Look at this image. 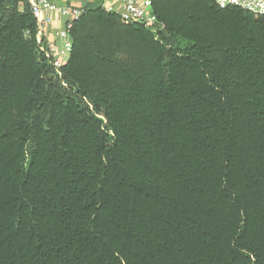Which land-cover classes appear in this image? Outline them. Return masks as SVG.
<instances>
[{
	"label": "trees",
	"instance_id": "trees-1",
	"mask_svg": "<svg viewBox=\"0 0 264 264\" xmlns=\"http://www.w3.org/2000/svg\"><path fill=\"white\" fill-rule=\"evenodd\" d=\"M83 9L58 75L0 0V264H264V15Z\"/></svg>",
	"mask_w": 264,
	"mask_h": 264
},
{
	"label": "built area",
	"instance_id": "built-area-1",
	"mask_svg": "<svg viewBox=\"0 0 264 264\" xmlns=\"http://www.w3.org/2000/svg\"><path fill=\"white\" fill-rule=\"evenodd\" d=\"M117 5L103 8L110 13L118 15L120 19L128 23H140L152 30H163V24L154 18L151 10V0H116ZM212 1V0H211ZM221 8L236 6L253 15H264V0H213ZM30 11L38 25V37L44 41L47 55L52 59L55 71L59 75L62 66L67 62L71 49L69 30L72 22L83 13V8L70 6H58L50 0H29ZM57 15L60 28L50 30L52 16Z\"/></svg>",
	"mask_w": 264,
	"mask_h": 264
},
{
	"label": "crops",
	"instance_id": "crops-1",
	"mask_svg": "<svg viewBox=\"0 0 264 264\" xmlns=\"http://www.w3.org/2000/svg\"><path fill=\"white\" fill-rule=\"evenodd\" d=\"M29 3V0H26ZM53 3H56L58 6H70L76 8H84L88 5L101 3L102 6L108 5L115 7L117 5L116 0H50ZM30 4V3H29ZM61 23L59 24L58 18L56 14L52 16V25L50 30H55L56 28L61 27Z\"/></svg>",
	"mask_w": 264,
	"mask_h": 264
}]
</instances>
